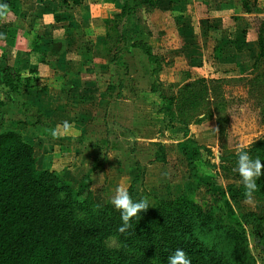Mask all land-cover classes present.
Returning a JSON list of instances; mask_svg holds the SVG:
<instances>
[{"label":"rangeland","instance_id":"obj_1","mask_svg":"<svg viewBox=\"0 0 264 264\" xmlns=\"http://www.w3.org/2000/svg\"><path fill=\"white\" fill-rule=\"evenodd\" d=\"M248 1L252 2V0ZM258 6L260 10L256 15L264 18V0H259ZM231 8L228 10L231 13L241 10L239 6H236L237 10ZM176 10L177 13L182 12L180 7L175 9V14ZM136 11L134 10V17L126 19L129 23L126 28L128 31L138 29L140 19L135 15ZM149 16L150 23H158L159 27L166 30V34L170 36L165 42L170 41L173 46L165 45L167 50L176 48L181 53L179 57H175L173 66H165L161 73L163 92L168 97L176 96L178 85L186 84L191 79L205 75L207 78L216 76L214 74L217 65H212L206 60V64L199 68L197 62L190 63L188 59L187 45L191 43L184 44L182 40L185 38L183 29L187 33H193L189 18L181 15L172 18L174 15L171 16L170 13L163 15L149 13ZM143 17L146 18L147 15L143 14ZM122 20H116L115 16L112 19L111 28L114 29L112 41L119 36L118 30ZM227 20L228 22H224L227 24L225 27L234 29L236 26L231 23L235 19L227 17ZM250 27L254 31L253 27ZM116 30L118 34H115ZM228 34L233 35V33ZM210 43V41L206 43L207 49ZM242 47H245L244 53L243 48L238 51V49L233 50V47L226 55L229 56L228 58L234 56L231 60L235 61L236 58L238 61L239 69L236 67L234 72L236 77L216 85L213 83L208 92H203L204 95L200 94L201 104L195 111H183L179 114L175 103H171L172 113L169 116L162 111L159 99L156 101L152 97L153 100L151 99L148 105L135 93L127 96L129 101L127 109L119 102L125 98L124 95L118 98V105L115 104L114 109L105 110L98 103L94 104V109L91 107L92 109H87V112L81 111L84 115L78 121L83 123L82 126L79 129L72 127L70 134L67 132V137H62L63 141H60V137L64 136L60 126L54 132L59 133L58 137L44 139L50 129L42 125V128L38 129L42 132L40 137L43 142L32 143L38 167H41L44 161L50 169L58 171L61 179L59 185L68 186L62 192L63 198L68 196L69 199L77 202H94L99 206L108 204L110 209L115 210L110 200L118 187H124L133 200L146 199L152 207L157 200L175 201L184 197L191 198L200 202L207 212L213 209L216 220L229 223L223 213L224 210L220 208L218 198L213 193H207L209 188L207 184L211 185L212 192L228 187L239 189L243 186L241 176L235 170L238 148L247 150L253 159L261 160L264 156L260 146L264 145V63L252 73L248 72L243 79L237 78L238 73L250 69L259 51L255 38L250 36ZM162 49L164 48L161 46L160 51H163ZM171 50H169L170 55H173ZM137 63L135 65L141 68L140 62ZM187 73L190 75L188 76ZM257 76L260 77L259 80H256ZM133 80L134 87L140 86L139 88L145 89L148 86L145 78L143 82ZM155 101L157 104L153 105ZM31 114L38 116L34 111H31ZM204 116L206 118L202 122L196 121ZM39 122L41 124V120ZM31 132L33 133V130ZM187 139L210 151V153L202 152L208 166L202 162L196 164L202 185H199L191 175L188 158L192 149L185 143ZM160 144L163 145L162 148ZM159 156H164L165 161L157 160ZM87 185L88 189L85 188ZM81 187H83L82 191H80ZM78 191L81 192L79 195H77ZM232 206L236 215L254 212L264 216L263 200L255 195H252L251 200L247 197L234 200ZM261 232L264 238V227ZM246 234L249 240L248 264H264V252L257 246L251 226L247 227Z\"/></svg>","mask_w":264,"mask_h":264},{"label":"trees","instance_id":"obj_2","mask_svg":"<svg viewBox=\"0 0 264 264\" xmlns=\"http://www.w3.org/2000/svg\"><path fill=\"white\" fill-rule=\"evenodd\" d=\"M140 2L153 6L154 0H132L123 15H115L116 19L133 16ZM3 5L10 7L12 3L4 2ZM258 5L259 0H254L253 5L246 1L242 4L246 13L259 12ZM250 23L259 51L250 69L238 73L239 79L264 63V18L254 15ZM132 46L155 65L151 91L161 101L162 111L169 116L171 103H175L179 114L195 111L201 104L200 94L208 92L213 83L236 77L235 69L217 65L216 76L191 79L178 85L176 96L168 97L158 78L160 58L143 41L134 40ZM1 49L5 51L0 47V60L5 61L8 57ZM35 50L36 47L32 49ZM259 78L257 76L256 80ZM38 81L37 77H23L20 70L10 64L0 68V84L8 88L9 96L22 91H43L46 84H38ZM4 104L5 101H0V108ZM205 118L196 121L202 122ZM185 143L192 149L188 158L191 175L202 185L196 164L202 162L208 166L202 152L210 151L190 139ZM260 146L264 152V145ZM157 160L164 162L165 157L159 156ZM261 163L264 164V156ZM60 180L58 171L37 166L33 144L20 132H0V264H168L169 256L177 249L185 252L191 264H248V226L253 228L255 242L264 252L261 232L264 216L254 212L236 215L233 210L234 200L246 198L243 186L212 192L211 185L207 184V193L218 198L229 223L216 220L213 209L207 212L200 202L184 197L175 201L157 200L153 207L134 216L131 227L120 233L119 210L110 209L108 204L99 206L94 202H77L68 196L63 198L62 192L68 186L59 185ZM256 183L258 188L252 195L264 203V175ZM85 188L88 189V185Z\"/></svg>","mask_w":264,"mask_h":264},{"label":"crops","instance_id":"obj_3","mask_svg":"<svg viewBox=\"0 0 264 264\" xmlns=\"http://www.w3.org/2000/svg\"><path fill=\"white\" fill-rule=\"evenodd\" d=\"M79 1L80 3H74L72 0H0V4L12 3V6L7 7V11L0 15V47L5 49H1V52H5L8 57L5 61L0 60V68L10 64L18 68L23 77H37L38 84H46L43 91H22L10 96L7 95L8 88L0 84V101H5L0 108V132L15 130L27 141L39 143L43 142V139L38 128L43 125L50 129L44 137L47 139L58 137L59 133L55 135L54 132L60 126L64 133L60 141H63L62 137H67L66 134H70L72 127L79 129L82 126L79 118L83 117V112H87V109H94V104L99 103L105 110L114 109L118 98L125 95L126 99L119 102L127 109V96L135 93L148 105L150 100H153L152 97L158 99L151 91L155 65L141 50L132 46V41L147 43L160 58L158 78L161 82V73L165 66H173L175 57H179L181 53L176 48L167 50L166 46H173L170 41L165 42L170 36L158 23H150L149 13H170L171 16L174 15L172 18L180 15L189 18L193 33H187L183 29L185 38L182 41L184 44H192L187 45L188 59L190 63L197 62L199 68L208 60L212 65L235 69L238 61L236 58L235 61L231 60L234 56L228 58L227 51L231 52L233 47V50L238 51L243 48L244 53L245 47L242 46L249 36L254 37L257 42L249 21L258 11L246 13L242 6L245 1L253 5L254 0H154L153 6L140 2L135 13L140 19L138 29L128 31L126 28L129 23L125 21L128 18H119L123 19L119 34L117 30L115 33L119 36L113 41L112 19L115 15H123L122 12L130 5L131 0ZM236 6L241 8L239 12L228 11L231 7L237 10ZM178 7L182 12L177 13L176 10L175 14ZM143 14L147 17L144 18ZM227 17H238L231 23L236 26L234 29L225 27ZM179 31L181 32V29ZM208 41L212 44L210 43L207 49ZM161 46L163 51H160ZM34 47L36 50L32 51ZM170 49L173 55H170ZM40 53H43L42 57ZM137 62H140L141 68L135 65ZM144 78L147 88L133 86V79L143 82ZM156 101L152 102L153 105ZM31 111L36 112L38 116L31 114ZM65 122L69 124L67 130L64 128ZM39 168L49 167L42 161Z\"/></svg>","mask_w":264,"mask_h":264},{"label":"clouds","instance_id":"obj_4","mask_svg":"<svg viewBox=\"0 0 264 264\" xmlns=\"http://www.w3.org/2000/svg\"><path fill=\"white\" fill-rule=\"evenodd\" d=\"M6 11L7 5L0 4V15ZM64 128L65 130L69 128L67 122L64 123ZM236 157L235 170L241 176L246 197L251 200L252 193L258 188L256 180L264 175V171H262L264 170V164L259 159L251 158L248 151L244 148H238L236 150ZM110 203L121 213L122 225L118 229L120 233L126 232L131 227L132 218L150 206L146 199L133 200L124 187H118L116 189L115 195L110 200ZM168 264H191V261L182 249H177L169 256Z\"/></svg>","mask_w":264,"mask_h":264}]
</instances>
